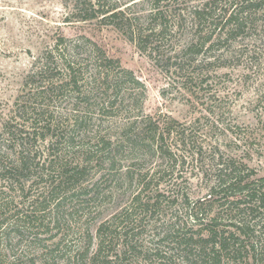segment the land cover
I'll list each match as a JSON object with an SVG mask.
<instances>
[{
    "label": "rangeland",
    "instance_id": "obj_1",
    "mask_svg": "<svg viewBox=\"0 0 264 264\" xmlns=\"http://www.w3.org/2000/svg\"><path fill=\"white\" fill-rule=\"evenodd\" d=\"M89 1L0 0V264H91L101 227L100 264H182L174 236L163 238L171 226L197 228L188 218L195 204L210 215L203 201L217 158L235 157L264 177V24L258 35L206 41L209 31L192 19L204 0H168L170 33L154 41L151 58L100 14L84 20L93 15ZM130 1L106 0L143 23L149 4ZM60 38L71 41L65 55L77 64L80 90L39 96L50 77L65 80V64L50 58ZM91 44L118 62L111 73L129 71L141 86L126 75L117 92L104 84L84 97L95 68ZM76 116L86 122L76 125ZM145 120L155 134L143 133L130 152L121 132L138 134ZM34 121L27 169L10 180L5 172L18 169L22 148L4 126L24 138ZM159 133L163 143L149 145ZM136 196L141 206L156 196L160 202L143 212ZM128 244L138 249L124 258Z\"/></svg>",
    "mask_w": 264,
    "mask_h": 264
},
{
    "label": "trees",
    "instance_id": "obj_2",
    "mask_svg": "<svg viewBox=\"0 0 264 264\" xmlns=\"http://www.w3.org/2000/svg\"><path fill=\"white\" fill-rule=\"evenodd\" d=\"M134 1L136 0H131L130 2ZM144 1L149 4L150 12L145 16L141 24L139 20L131 22L129 18L125 17L124 12L119 10L120 7L116 4L108 6L110 4L106 0H90L89 6L93 15L84 20H90L100 14L103 17L102 20L109 21L110 25L124 31L123 33L135 44L139 51L147 52L149 57L152 58L153 53L157 49V47L153 46L154 41L163 39L170 33L169 18L162 6L168 0ZM192 19L195 27L202 29L200 32L209 31L206 41L226 42L246 34L245 31L247 30L250 34L258 35L261 30L256 34L257 23L262 22L264 24V0H204L203 3L194 8ZM263 32L264 29L262 30ZM58 41L54 50L50 52L52 53L50 58L54 54L56 61L65 64V80L64 82L56 83L55 81L58 78L52 79L50 77L44 90H42L43 92H39V96L60 92L67 86H71L77 91L80 90L81 85L75 71L77 64L67 59V56H70L69 54L65 55L66 46L64 44L71 43V41L64 38H60ZM261 41L264 43V37H262ZM77 47L76 44L69 47L72 50V54L76 52ZM191 48L193 47L184 48L180 53L185 54ZM90 50V55L94 58L92 60L95 61V68L93 69L90 82L84 85L87 90V96L84 97L88 98L90 94L93 95L104 84H107L106 89L117 92L121 80L125 79L126 75L130 77V81L136 88L141 86L140 82L129 71L121 69L116 71L115 74L111 73L117 67H120L118 62L107 58L96 45L91 44ZM52 61L51 59L46 62L50 63ZM102 69L105 70L104 73ZM47 71L48 69L45 70V72ZM59 81H62V79ZM109 105V109H112L113 106ZM28 113V111L23 110V114ZM45 114V112H40L41 118L39 121H44L43 127L49 131L52 121L46 118ZM79 121L80 119L76 116L75 124L82 125ZM80 122L83 123L86 120H81ZM147 122V120L140 122L139 132L135 135L130 132L129 128H123L121 135H123L130 146V152L139 150V141H141L139 138L143 133L155 134V131L149 128ZM172 124L178 125L174 120ZM30 125L33 134H26L24 138L19 135L15 128L16 126H4V132H6L8 137L18 135L19 138L16 143L18 147L22 148L18 169H7L5 172V176L10 178V180L15 171L21 173L27 169L29 157L23 156V154L29 153L25 152L24 146L29 151L30 140L35 139V130L38 123L34 121ZM154 129H157V127L155 126ZM174 133L179 135L177 131H174ZM171 134V131L167 132L168 137ZM158 137L157 139L152 138L149 145L157 142L163 143V134L159 133ZM159 149H161V145H159ZM157 173L155 171L152 178H155L158 175ZM209 173L208 198L203 202L206 201L209 204L211 216L209 214L204 216L201 206L195 204L189 210L188 218H191L193 226L197 228L191 230L183 225L171 226L163 240L174 236L173 243L179 251V258L182 264H264V177H257L256 172L245 163L229 156L227 158L219 156ZM139 197L136 196L135 203L137 208H143V212L155 210L160 202V196H156L155 201L151 204L147 201L141 206ZM199 205H202V202ZM174 227L177 228L174 229ZM104 231L105 229L103 230L102 227L98 230V247L96 253L89 259L91 264H100L98 257L105 249V241L107 240V233L104 236ZM127 246L129 248L123 251L124 258L125 256L129 257V255L132 257L138 249L131 244ZM163 264H171V262Z\"/></svg>",
    "mask_w": 264,
    "mask_h": 264
}]
</instances>
